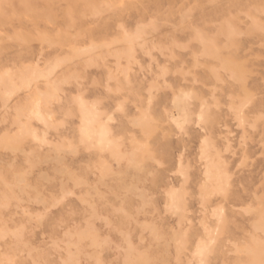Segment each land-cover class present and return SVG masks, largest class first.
I'll use <instances>...</instances> for the list:
<instances>
[{
  "label": "rangeland",
  "instance_id": "374dc122",
  "mask_svg": "<svg viewBox=\"0 0 264 264\" xmlns=\"http://www.w3.org/2000/svg\"><path fill=\"white\" fill-rule=\"evenodd\" d=\"M262 117L264 0H0V264H264Z\"/></svg>",
  "mask_w": 264,
  "mask_h": 264
},
{
  "label": "bare ground",
  "instance_id": "6f19581e",
  "mask_svg": "<svg viewBox=\"0 0 264 264\" xmlns=\"http://www.w3.org/2000/svg\"><path fill=\"white\" fill-rule=\"evenodd\" d=\"M135 32H136V31H135ZM224 32H225V31H224ZM37 36H38V35H37ZM74 44H75V43H74ZM88 48L91 49V48H93V46H92V47L89 46ZM88 48H87V49H88ZM82 50H83V49H82ZM78 51H79V49H78ZM49 63H50V62H49ZM48 66H49V65H48ZM50 71H51V70H50ZM36 75H37V76H40L41 73H40V75H38V74H36ZM18 78H19V77H18ZM10 92H11V91H10ZM51 96H53V95H51ZM187 97H188V96H187ZM182 100H183V98H182ZM87 112H88V111H87ZM35 115H37V114H35ZM35 115H34V116H35ZM38 115H39V114H38ZM91 117H92V116H91ZM86 118H87V117H86ZM87 119H88V118H87ZM87 119H86V120H87ZM88 120H90V119H88ZM90 121H91V120H90ZM91 122H92V121H91ZM93 122H94V121H93ZM93 122H92V123H93ZM81 123H82V122H81ZM85 124H87V123H85ZM140 125H141V124H140ZM199 128H200V127H199ZM241 128H242V127H241ZM81 129H83V128H81ZM86 129H87V127H86ZM78 130H79V128H78ZM88 130H89V129H88ZM79 131H80V130H79ZM90 131H92V130H90ZM142 131H144V130H142ZM87 132H89V131H87ZM87 132H86V133H87ZM89 133H90V132H89ZM146 133H147V132H146ZM91 134H92V133H91ZM94 134H95V133H94ZM85 136H86V135H85ZM97 137H99V135H97ZM35 139H36V138H35ZM88 139H89V138H88ZM97 142H98V141H97ZM99 143H100V142H99ZM204 143H205V142H204ZM97 144H98V143H97ZM99 146H100V145H99ZM113 152H114V151H113ZM120 159H121V158H120ZM206 173H207V172H206ZM174 205H175V204H174ZM199 255H200V254H199ZM197 256H198V255H197Z\"/></svg>",
  "mask_w": 264,
  "mask_h": 264
},
{
  "label": "snow or ice",
  "instance_id": "6c2138e0",
  "mask_svg": "<svg viewBox=\"0 0 264 264\" xmlns=\"http://www.w3.org/2000/svg\"><path fill=\"white\" fill-rule=\"evenodd\" d=\"M185 95L187 96V95H190V94H185ZM201 119H203V114H202V116H201ZM262 119H264V117H262ZM177 127H178V128H181V130H182V124H179V123H178V124H177Z\"/></svg>",
  "mask_w": 264,
  "mask_h": 264
}]
</instances>
